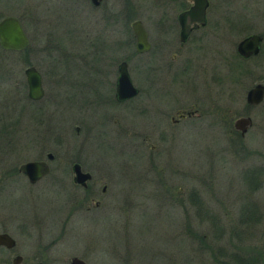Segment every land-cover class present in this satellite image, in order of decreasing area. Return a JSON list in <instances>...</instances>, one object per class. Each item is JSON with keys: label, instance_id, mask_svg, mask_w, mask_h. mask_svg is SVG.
<instances>
[{"label": "rangeland", "instance_id": "obj_1", "mask_svg": "<svg viewBox=\"0 0 264 264\" xmlns=\"http://www.w3.org/2000/svg\"><path fill=\"white\" fill-rule=\"evenodd\" d=\"M208 1V24L195 33L201 37L191 44L194 48L185 58L188 59L187 68L181 67L180 55L177 65L181 68L175 65L171 69L169 61L174 51L166 52L162 63L163 80L158 78L151 91V100L162 104L159 107L162 111H170L173 104L184 110H194L188 123L169 130L170 140L156 146L159 148L157 162L163 174L176 178L174 187L169 189L179 190V199H185L193 190L204 209L185 203V208L173 210L169 205L158 206L155 201H147L132 208L124 217L112 205L104 207L106 204L98 212L78 213L65 238L68 244L66 259L75 253L82 254L81 250L89 247L95 249L89 264H214L207 246L211 245L215 253L222 246L227 249L240 246L245 254L255 249L261 253V259L249 253L256 257V264H264V99L255 106L246 104L245 100L247 90L255 83L264 85V41L257 56L243 59L236 52V45L243 37L258 33L264 38V0ZM3 2L0 0L1 8L10 12L11 8ZM114 3L118 14L124 2L114 0ZM50 4V7L46 4L44 9L40 8L41 15L36 21L18 12L30 41L26 50L4 51L0 47V145H15L12 150L0 152V159H8L7 162L0 160V212L4 219L17 217L15 224L19 226L26 224L28 215L34 213L60 216L69 196H80L71 186L72 159L81 160L92 169L99 179L98 194L100 187L107 184L110 200L112 196L123 195L128 189L125 180L130 179L132 189L138 190L140 195L143 189L138 180L142 177L138 176L149 172L143 158L150 151V145H137L138 135L140 126L148 128L146 121L156 119L158 111L151 108L146 115L140 113L142 98L131 104L127 111L130 124L134 126H131L134 133L130 142L122 138L116 140L115 135L105 132L109 131L110 122L94 125L100 124L101 115L92 111L85 119L94 127L93 132L87 137L78 136L75 127L83 122L77 85L72 83L79 78H89L76 75L80 67L75 65L74 58L80 46L77 40L82 36L87 47L90 39L98 34L106 44L104 51H110L107 57L113 53L114 61H118L127 53L134 85L142 87L144 76L138 64L145 59L134 55L130 23L134 19L142 20L153 43L157 44L164 37L174 39L173 17L180 12V6L171 0H126L129 19L116 15L109 21L99 17L96 21L77 15L68 3L57 16L59 0H52ZM26 5L24 0L20 9L25 10ZM162 15H169V18L159 24ZM48 16L50 20L46 19ZM51 32L53 35L49 36ZM49 45L67 50L66 61H72L71 83L53 81L46 75L43 99L31 103L27 99L24 70L33 65L40 72H47L48 63L53 61L45 51ZM143 70L151 74L149 69ZM175 71H179L178 77L173 75ZM105 84L109 85L107 80L102 82ZM176 110L177 107L169 115L172 113L174 117ZM117 113L122 120L125 113ZM240 116L252 119V126L243 137L233 128V121ZM56 145H62V150ZM48 152H52L56 160L52 164L54 169L42 183L31 185L18 173L12 177L1 175L3 168L10 167L7 166L10 162L21 164L44 159ZM61 161L66 165L65 173L61 171L66 188L60 190L55 186V179L59 177L57 168ZM249 170L259 171L255 184L243 177ZM57 183L60 185L58 180ZM165 183L172 184L170 180ZM116 204L122 206V200ZM247 205L250 211L258 213L260 224L255 226L247 218ZM213 218L219 221L216 225ZM220 224L222 230L217 229ZM18 225L11 227V231L18 243L24 244L27 236Z\"/></svg>", "mask_w": 264, "mask_h": 264}, {"label": "flooded vegetation", "instance_id": "obj_2", "mask_svg": "<svg viewBox=\"0 0 264 264\" xmlns=\"http://www.w3.org/2000/svg\"><path fill=\"white\" fill-rule=\"evenodd\" d=\"M172 2L176 3L180 6V12L173 17V36L172 37H164L162 38L157 44L153 43L151 36L148 32V29L146 26H144L143 21L140 19H134L133 21L139 20L142 23V26L144 27L146 33H147V39L148 43L150 45V48L148 51L137 53L135 50V39H134V55H139L140 57H143L145 60L140 61L138 66L140 68V71L142 72L144 76V86L137 87L134 85L132 76L129 71V57L127 53H123V55L119 58L118 61H114V55L112 53V56L109 55V57L106 56V53L104 51L105 42L101 40L102 37H100L98 34L94 37V39H90L89 45L86 47L83 43V37L81 36L79 40H77L78 44L80 45L79 48L76 49V53L74 54L75 58V65H80L76 70L77 76L87 75L85 79L83 78L77 79L72 84L76 83L77 90L79 93V111L80 115L82 116V124L80 126L75 127L76 134L84 135L87 137L91 132H93L94 127L91 126V124L86 123L85 116L92 111L95 115H101L100 124H94L96 126L98 125H105L107 122H110L108 125L109 131L104 130L107 133H112L115 135L116 138H122L123 140L126 139L125 142H130L131 134L134 133V129H132V126L129 121V116H127V111H130L131 104L137 100L138 98L143 99V105L141 106L140 113L146 115L149 113V110L151 108L156 109V112L158 113V117L154 120L152 118H149L146 123L149 126L148 128L143 125L140 126V133L138 135L139 142L137 145H150L149 150L146 157L143 159L147 161L146 168H148L147 174H142L138 177L139 178V187H141L143 190L138 196V190L132 189V185L130 184L131 180L126 179L128 188L126 191H124L123 195L120 196H112V200L109 199V191L108 185L103 184L100 187V193L98 194V181L99 179L96 178L94 172L92 169L86 167V165L78 159H72L71 162V172H72V184L71 186L74 187L77 191L80 192V196L71 197L69 196L66 206H64L63 213L60 216L52 215L51 217L45 214H37L34 213L32 215H28L26 224H23L19 226L18 224H15L17 221V217L12 216L11 218H3V213L0 212V234H7L9 235L13 241L14 245L11 247H7L5 245H0V264H24L27 261V264H71V260L73 258H77L80 261H82L84 264H89V257L95 249L93 248H84L81 250L82 254L75 253L69 258L66 259L65 257V251L68 250L67 242L65 240L66 235L70 232L71 228L73 227L72 220L74 216L78 213L85 212V213H94L98 212L101 207L106 204L104 207L108 205H112L113 208H115L116 212L118 214H122L123 217L128 215L131 212L132 208H135L139 206L140 204L147 202V201H155L157 202L158 206H163V204L169 205L173 210L180 209L177 207L185 208V203H192L190 200L191 193L187 194V197L184 199H179V195L177 193L179 190H171L175 184L173 182L176 180L174 175L169 174H163L162 168L160 165H158V157L157 151L159 148H157V145H160L161 143L166 142L168 139V131L175 129L178 124H184L188 123L191 120V117L194 114V110H184L182 108H179V105L173 104V107L170 111H162L159 109L162 104L158 105L156 103H153L151 100V91H152V85L155 84L156 80L158 78L162 79V63L164 62V59L166 57V52H170L173 50V56L172 61H169L171 69L175 67L179 62L177 61V58L181 55L179 59L182 60V68H185L184 66H188V59H185L186 56L190 53V50H193L194 47L191 46V44H195L194 40L195 38H198L199 41L201 35L196 36L195 33L199 32L200 28L205 27L208 24V8H209V1H208V7L206 10V22L205 24L201 25L199 24L196 28L190 29L188 32L186 38L184 40L181 39V25L179 22V15L183 12L188 11L192 4L188 2L187 0H171ZM24 0H4L3 4L11 8V11H5L1 8L0 4V20H2L5 17L13 16L16 17L19 21V17L21 14H24L28 17L30 20H38L39 16L41 15L40 8L44 9L45 5L47 4L48 7H50V3L52 0H26V9L23 10V8L20 9V6L23 7ZM60 4H58L56 14L57 16H60L62 14V6L65 5V3H68L72 9L76 11V14H80L83 16L85 20H98V17L104 21H109L115 18V16H122L123 19H129V10L127 9L126 0H123L124 5L121 8L122 10L116 14L114 9V0H59ZM181 2V3H179ZM126 7V8H125ZM179 9V8H178ZM20 10V11H19ZM20 12L21 14H19ZM45 15L46 13L43 12ZM42 13V14H43ZM18 16H17V15ZM51 15V14H50ZM49 15V16H50ZM49 16L46 17L47 20L49 19ZM169 18V15H162L161 20H159V24L162 21H166ZM132 21V22H133ZM131 22V23H132ZM21 23V21H20ZM130 23V28H131ZM22 25V24H21ZM132 31V30H131ZM25 32V31H24ZM133 34V33H132ZM53 35V32L49 33V36ZM27 36V35H26ZM262 36V35H261ZM28 38V36H27ZM134 38V36H133ZM89 40V39H88ZM51 42V40H49ZM29 38H28V46L25 47L22 50H5L1 46V49L4 51H13V52H21L23 50H26L29 47ZM126 43L125 40L123 42V48L124 52L126 51ZM77 44V45H78ZM83 44V45H82ZM82 45V47H81ZM97 45V46H96ZM86 47V48H85ZM103 47V48H102ZM86 50H85V49ZM109 48V46L106 48V50ZM46 53L48 54V59L53 60L48 63V70L45 73L40 72L35 66L30 65L28 67H34L40 74L41 77V83L42 88L45 94L44 89V78L46 75L50 77V79L55 80H63L67 83L70 82L71 79L70 72L72 71V61H66L67 60V50H61L59 47H56L54 45H49L45 48ZM113 52V51H112ZM55 53L58 55V57L55 55ZM71 54V53H70ZM55 55V56H54ZM56 58L57 60H54ZM61 58H65L61 60ZM178 59V60H179ZM185 59V60H184ZM125 62L127 65V70L130 75V78L132 80L133 85L138 89V94L126 99H119L116 94V85H117V79L119 77V68L120 65ZM156 63V64H155ZM187 63V64H186ZM192 63V62H191ZM174 64V65H173ZM186 66V68H187ZM178 67V65L175 68H181ZM84 68V69H82ZM185 68V69H186ZM142 69V70H141ZM143 69H149L151 74L149 75L146 71ZM70 71V72H69ZM72 73V72H71ZM179 71L173 72V75L178 77L177 74ZM25 74V70H24ZM61 74V77L58 76ZM47 76V77H48ZM99 76L101 79L98 81L95 77ZM48 77V78H49ZM56 77L57 79H55ZM90 77L91 80H90ZM107 80V83L109 84L106 87L105 85H102L103 81ZM173 80V79H172ZM71 83V82H70ZM25 84L27 89V99L31 101V103H38L43 99V97L39 100H32L28 96V86L26 81V75H25ZM69 85V84H68ZM99 86V87H96ZM106 89V90H105ZM43 94V96H44ZM109 106H111L109 108ZM177 107V110L175 111L176 114L173 117L172 113L169 115V113L174 110ZM109 108V109H108ZM117 111L125 113L122 116L121 120V114H118ZM106 121V122H105ZM93 125V124H92ZM132 126V127H131ZM126 145H128L126 143ZM131 145H136L132 143ZM15 145H0V152L6 151L5 149H13ZM17 146V145H16ZM57 149L59 151L62 150V145H56ZM148 150V149H147ZM48 154H52L53 158L49 159L47 157ZM0 160H4L7 162V158H3ZM56 160L55 155L52 152H48L45 155V158H39V159H33L26 162H23L21 164H17L15 162H10L7 164V166H10L8 168H3L2 173L6 177H12L14 174L18 173L19 176L22 178L25 177L29 184H39L46 180V177L50 175L53 167V162ZM41 161L45 162L49 168L48 174L42 176L39 178L36 182L31 183L23 172L19 171V168L21 165L27 163V162H36ZM75 164H78L80 167V171L82 173H89L90 178L86 180L85 185L78 184L74 182V171L73 166ZM65 163L64 161H61L59 164L58 172L59 177H57V180L60 182V185H58L57 180L55 179V186L60 188H66L64 183L62 181L64 180V173H65ZM160 167V168H159ZM64 173H62V172ZM125 178V176H123ZM123 178V179H124ZM170 180L172 182L171 185H168L167 182ZM124 181V180H122ZM133 183V182H132ZM136 183V181H135ZM164 183V188L161 189L162 185ZM171 186V187H170ZM171 188V189H169ZM118 191V190H117ZM140 192V191H139ZM118 193H121L118 191ZM116 197V198H115ZM139 198V199H138ZM119 199L122 200L123 205L120 206L116 203L119 202ZM90 203V205L88 204ZM183 213V212H182ZM18 228L22 231V233L26 234V243L19 244L18 240L15 238L13 232L11 231V227ZM23 246V248H22ZM26 246V248L24 247ZM69 251H75V250H69ZM77 252V251H76ZM80 252V251H78ZM26 260V261H25Z\"/></svg>", "mask_w": 264, "mask_h": 264}, {"label": "water", "instance_id": "obj_3", "mask_svg": "<svg viewBox=\"0 0 264 264\" xmlns=\"http://www.w3.org/2000/svg\"><path fill=\"white\" fill-rule=\"evenodd\" d=\"M192 4L191 8L179 15L181 25V39L184 40L192 28L206 22V10L208 0H187ZM131 30L135 39V50L137 53L148 51L150 45L147 39V33L142 26L141 21L136 20L131 23ZM264 41L263 36L258 33H252L243 37L236 45V52L243 58L257 56L260 53L261 45ZM0 46L5 50H22L28 46V38L20 21L13 16H8L0 20ZM26 81L28 86V96L32 100H39L43 97L41 77L34 67L25 69ZM116 94L119 99L131 98L138 94V89L133 85L127 70V65L123 62L119 68V77L117 79ZM264 99V85L255 83L250 87L245 96L246 104L255 106ZM252 126L250 116H240L233 121V128L242 136ZM49 159L53 158L48 154ZM19 171L26 174L31 183L36 182L42 176L48 174L49 168L45 162H27L20 166ZM74 182L85 185L90 178L89 173H82L78 164L73 166ZM0 245L11 247L14 245L13 239L7 234H0ZM71 264H84L77 258L71 260Z\"/></svg>", "mask_w": 264, "mask_h": 264}, {"label": "trees", "instance_id": "obj_4", "mask_svg": "<svg viewBox=\"0 0 264 264\" xmlns=\"http://www.w3.org/2000/svg\"><path fill=\"white\" fill-rule=\"evenodd\" d=\"M260 51H261V49H260ZM237 55H238V53H237ZM238 56H240V55H238ZM241 58H243V57H241ZM243 59H246V58H243ZM235 132L239 133L236 130H235ZM238 135L242 136L240 133ZM258 172L259 171H256V170L245 171L243 173V177H245L244 179H246V181H249V183L255 184ZM190 193L192 195L190 198L192 203L194 205L197 204L196 206L203 208L204 206L202 204H200L201 202L198 200L197 195L195 196V193L193 192V190L190 191ZM245 209H248V213H246V215H248L247 218H249L250 221L252 220L253 224L255 226L260 224L261 220L258 221V219H259L258 213L256 211H250L249 210L250 207H248V205L245 207ZM218 222H216V220L213 218V224L214 225H216ZM244 223H246V222H244ZM218 227L219 228H217V229H220V230H222V228H223V226L221 224ZM207 246L210 247V249H211V255H212V259H213L214 264H256L257 255L259 256L258 258L261 259L260 258L261 253L257 252L255 249H251L249 252H252L256 257H254V255H251V253H249V252L247 254H245L242 250V247H240V246L239 247L238 246H232V247H229L228 249L226 247L222 246V247L217 249L216 253L213 251V247L211 245H207Z\"/></svg>", "mask_w": 264, "mask_h": 264}]
</instances>
